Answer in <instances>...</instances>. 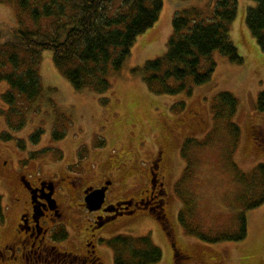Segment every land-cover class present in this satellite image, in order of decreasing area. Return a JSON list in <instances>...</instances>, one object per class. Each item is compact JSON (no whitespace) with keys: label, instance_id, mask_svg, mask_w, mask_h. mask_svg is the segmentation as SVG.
<instances>
[{"label":"rangeland","instance_id":"374dc122","mask_svg":"<svg viewBox=\"0 0 264 264\" xmlns=\"http://www.w3.org/2000/svg\"><path fill=\"white\" fill-rule=\"evenodd\" d=\"M237 2L230 35L241 62L213 53L211 79L191 87L190 93L158 89L174 87L173 79L149 85L145 66L166 53L176 12L192 7L206 12L214 8V0H163L157 22L137 37L121 70L110 75L107 92L74 90L50 52L38 64L41 94L26 110L17 99L13 105L4 100L8 87L0 82V248L17 237L18 216L27 207L20 176L34 184L45 177L77 178L73 190L57 196L64 212L61 227L67 232L66 240L55 243L62 255L54 252L50 262L40 263L75 264L86 254L94 215L81 205L82 189L112 181L106 204L139 199L149 188L151 169H158L163 218L139 210L108 222L96 231L99 259L93 264H114L107 241L119 235L148 236L162 253L156 264H264V202L247 209L264 199V173L259 170L263 166L264 171V112L255 109L264 91V51L245 21V9L253 3ZM16 25L14 4L0 3V27ZM207 64L202 60L201 70ZM220 93L238 102L230 121L239 129L237 144L229 123L216 118ZM21 111L25 121L15 130ZM57 134L62 137L56 139ZM241 220L246 231L242 240L213 244L197 236L238 234ZM4 259L0 264H11Z\"/></svg>","mask_w":264,"mask_h":264},{"label":"trees","instance_id":"16d2710c","mask_svg":"<svg viewBox=\"0 0 264 264\" xmlns=\"http://www.w3.org/2000/svg\"><path fill=\"white\" fill-rule=\"evenodd\" d=\"M248 1L253 5L246 7L245 21L264 51V0ZM0 3L14 4L17 20L16 27H0V82L8 87L3 98L9 105L17 99L25 110L41 94L38 64L44 52L51 53L54 65L74 90L107 92L111 87L110 75L121 70L137 37L154 26L163 7V0H0ZM214 3V8L206 12L192 7L175 13L166 53L145 66L149 71L144 78L149 85H165L173 79L174 87L158 89L190 93L191 87L211 79L215 68L213 53L219 52L233 63L241 62L230 35L238 2L214 0ZM202 60L208 63L206 70H201ZM237 105L232 95L220 93L214 106L216 118L226 120L231 126L229 134L235 144L239 129L230 121ZM255 109L264 112V91L259 93ZM13 110L14 107L10 109L12 113ZM25 117L23 111L18 113L20 122L15 124V130L23 126ZM8 122L11 124L9 119ZM61 137L57 134L56 139ZM259 170L264 173L263 166ZM263 202L262 198L247 209ZM0 218H3L1 195ZM245 233L241 220L238 234L211 238L198 233L197 236L215 244L242 240ZM66 238L67 232L61 228L53 240ZM107 245L113 252L114 264H156L162 257L161 250L148 236L119 235L108 240Z\"/></svg>","mask_w":264,"mask_h":264},{"label":"flooded vegetation","instance_id":"af4514ba","mask_svg":"<svg viewBox=\"0 0 264 264\" xmlns=\"http://www.w3.org/2000/svg\"><path fill=\"white\" fill-rule=\"evenodd\" d=\"M157 171L158 169H151L152 175L149 188L141 198L132 199L131 206L128 208L121 202L106 204L107 192L112 186V181H108L110 185L107 186L104 203L100 209L95 211H89L85 206L84 199L90 193V191L88 193L86 191L88 188L93 190L103 188L107 182L102 183L98 187L90 186L82 189L81 205L86 212L94 215L88 226L89 237L85 241L86 254L82 258L81 263L76 262L75 264H93L95 259H99L95 254V247L97 246L96 231L102 229L108 222L119 216L132 215L141 210L154 214L158 219L163 218L162 206L164 198H158V195L163 191V184L158 178L159 174ZM160 177L163 178L162 176ZM76 179L74 177L73 179L69 178L67 175L58 180L52 177H45L36 179L34 184L24 175L19 177L23 188L22 191L25 192L27 197V207L18 216L15 226L17 237L11 244H4L0 248V260L4 255V260H8L11 264H40L50 262L54 252L59 256L62 255L55 246V243L61 241L53 240L55 233L63 228L61 227L63 226L61 221L64 218V212L60 209L57 196L67 189L73 190ZM77 185H82L81 180L78 181ZM59 256L54 259L55 262L60 259Z\"/></svg>","mask_w":264,"mask_h":264},{"label":"water","instance_id":"95a60500","mask_svg":"<svg viewBox=\"0 0 264 264\" xmlns=\"http://www.w3.org/2000/svg\"><path fill=\"white\" fill-rule=\"evenodd\" d=\"M107 185L108 184H106V186L101 188V189L92 190L91 188H89L86 191V193H88V191H90V193H88L84 199L85 204H86V208L89 211H95V210H98L101 208L102 204L104 203ZM122 204H125L126 208L131 206V202H123Z\"/></svg>","mask_w":264,"mask_h":264}]
</instances>
